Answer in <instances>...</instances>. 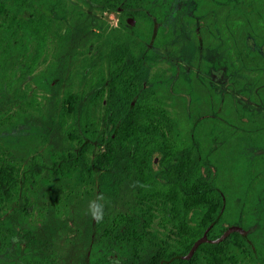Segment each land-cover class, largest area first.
<instances>
[{"label": "trees", "instance_id": "obj_1", "mask_svg": "<svg viewBox=\"0 0 264 264\" xmlns=\"http://www.w3.org/2000/svg\"><path fill=\"white\" fill-rule=\"evenodd\" d=\"M140 15L146 17L144 13L138 12L137 16ZM215 18L217 30L232 44L236 54L233 56L241 61V72L248 77L247 88L243 87V93L250 97L251 103L264 106V0H215ZM54 26L51 0H0V72L7 67L9 59L23 70H35L39 61L47 55ZM57 30H61V27ZM124 49L126 44L121 43L112 47L114 54L112 50L110 52V95L105 105V115L109 116L110 111L116 112L119 123L114 139L121 146L119 155L129 160L126 166H134L141 176L136 206L141 209L167 208L165 200H172L168 206L172 211L165 226L166 244L158 245L148 264H246L248 260L259 261L254 246L259 243L264 247V237L252 235L258 225L243 228L240 224H226L225 221L229 217L230 207L241 203L240 197L235 196L243 192L245 186L248 191L242 196L247 201H255L258 197L256 193H264V154L251 160L245 166V172L234 169L240 163V152L237 149L243 140L264 145V114L241 104L235 106L231 102L222 111L216 109L214 116L206 112L192 121L190 126L194 127L208 126L209 122L215 127L226 128L227 139L223 140V136H220L217 146L220 147L219 142L230 143L231 148H227V152L219 150L217 146L207 148L203 135H193L192 141L185 135L182 138L183 135L174 130L182 126L181 120L173 117L152 92H145L134 107L129 108L137 92L131 85H136L137 79L133 71L125 69L119 74V80H116L117 69L114 67L118 61L125 62L119 58L123 56ZM98 74L101 78L96 79L90 88H96L104 82L103 71L97 69L95 78ZM92 81L93 78L88 80L89 83ZM99 92L98 89L91 94L97 95ZM83 94H87L86 91L66 90L64 95L70 101V108L66 109L64 101L58 115L60 129L70 144H77V148L51 151L52 161L48 166L42 164L46 150L37 152L32 158V164L24 171L28 178L24 181V199L27 200L26 190L31 189L30 185L36 186L35 180L46 171L62 179L74 175L86 176L85 185L88 186L93 184L96 170L112 168L118 152L112 142L106 143L104 151L92 157L93 146L87 139L96 138L99 119L90 109L94 102L87 101L81 106V103L74 100ZM115 94L120 97L119 100ZM124 95L127 96L125 101ZM223 111L227 112L226 115ZM208 149L215 150V154L218 152V159L209 160ZM155 154L159 156L162 165L163 162L172 161L168 166L178 176L177 180L168 183V187L153 179L152 160ZM132 160L135 161L133 165ZM14 173L15 167L8 165L7 175ZM104 177H108L109 183L112 182L110 173ZM147 180L158 185L147 188ZM180 186L182 209L179 212L177 191ZM235 209L238 214L243 212H237V207ZM145 212L149 215L119 213L107 217L102 222L101 245L104 249L111 250L113 243L118 240L125 252L131 251L138 255L150 245L153 232L147 225L154 215L150 210ZM173 223L175 228L168 227L169 224L173 226ZM98 249L100 247L95 243L90 264H112L106 254L100 257ZM39 264L57 262L44 258Z\"/></svg>", "mask_w": 264, "mask_h": 264}, {"label": "flooded vegetation", "instance_id": "obj_2", "mask_svg": "<svg viewBox=\"0 0 264 264\" xmlns=\"http://www.w3.org/2000/svg\"><path fill=\"white\" fill-rule=\"evenodd\" d=\"M51 1L53 3L55 26L50 33L47 55L39 61L35 70L25 71L30 75L34 74L40 67L46 66L45 62L47 61L50 63V67L47 65L48 69L53 70L50 88L56 92V88L60 85H67L62 90L60 99L55 102V105H57L56 119H53L52 125L47 130L37 125L35 118L43 113V102L39 96L29 95L27 90H22L19 85L24 81L23 76H18L16 85H12L9 80L3 81L5 89L0 88V99L3 97L0 100V155L2 156L0 158V264H39L41 259L44 258L58 263L56 252L51 251L48 253L45 252L44 247H41L46 237L54 235V226H48V230L41 237L42 227H46V223L42 222L46 212H43L44 207H39L40 182L44 175L35 180L37 182L36 186L29 184L31 189L26 190V200L24 199V181L28 178L25 176L24 171L28 165L32 164L33 156L40 152L42 148L48 147L47 145L51 142L48 134L52 129L59 130L58 132L63 135V145L69 148L64 150L77 148V144H70L64 132L60 129L58 119L64 101H66V109L70 108V101L64 95L65 91L69 89L86 91L87 94L74 98V100L81 103V106L87 101L94 102L93 105H90V109L99 121L95 130L97 133L96 138L94 140L87 139L93 146L94 153L92 157L95 153L104 151L106 143L112 142L114 148L118 151L112 168L95 171L93 183L97 181L103 187L105 186L106 190L103 192L109 196H113V191L116 195H119L122 186L126 182L131 183L133 188L132 204L128 211L120 213H130L135 216L139 213L148 214L145 211L150 210L154 215L152 220L149 219L150 222L147 225L153 232L149 242L150 245L145 248L152 253L150 260L158 245L166 244L165 226L168 224L166 221L168 215L172 211L168 207L172 204V200L169 199L168 202L165 200V203L168 204L167 208L141 209L136 206L141 176L137 174L134 166L129 168L126 166L129 160L119 155L121 146L114 139L119 123L116 112L110 111L109 116L105 115V105L110 95V68L112 66L110 52L112 47L121 43L126 44L123 56L119 57L120 60L123 59L125 62L118 61L114 64L117 69L115 72L116 80H119V74L125 69L133 71V75L137 79L136 85H131V88L137 92L134 94L129 108H133L135 102L143 97L145 92H152L173 117L181 120L182 126L174 130L179 135L182 134V138L185 135L191 141L194 138L193 135H203L202 138L205 142L203 143L206 144L207 148L216 147L219 139H221L220 136H223L222 139L226 140L228 130L224 127L218 128L212 124L210 125L209 122L208 126H190L192 121L205 115L206 112L214 116L216 109L218 112L219 110L222 111L228 108L231 102L235 106L241 104L245 108H254L261 114H264V106L251 103L249 101L250 97L243 93V87L247 88L248 77L241 72V61L237 56H233L236 54L232 50V44L230 45L226 37L221 35L220 30H217L215 0H81L80 5L86 4L103 13L107 10L112 11L117 13L118 16L113 20V24L110 25L109 23H112V21L109 20L107 25L103 26V23L98 21L99 19H105L103 14L97 15V18L92 22L93 28L89 31V34L96 39V49H93L90 44V48L88 47L73 56L67 55L72 33L71 26L65 25V23L75 13L76 18L81 20L89 11L81 8L78 3L68 5L62 0ZM138 12L144 13L146 17L137 16ZM59 27H61V30H57ZM153 32L155 33L154 37H152ZM181 38H184L183 51L179 47ZM116 50L119 51L118 48ZM166 51H169V53H166ZM183 52L192 58L190 62L183 63L177 59V57H182ZM112 53L114 54V50H112ZM113 54L112 56H114ZM66 57L70 59L69 64L74 68L67 75H63L62 70L58 68L66 67ZM166 63H169V69L164 65ZM17 67L20 68L18 65ZM97 69L103 71L104 82L96 88H90L91 84L97 81L96 79L101 78L100 74L96 75L95 78ZM216 75L217 77H224V87L215 82ZM91 78H93V81L89 83L88 80ZM98 89L100 92L97 95L91 94ZM6 91L12 94L3 96L2 94ZM114 93H117V91H114ZM125 93L128 94L127 91ZM115 95L116 99L119 100L120 97L117 94ZM126 98L127 96L124 95L123 100L125 101ZM222 113L226 115L227 112L223 111ZM24 127H27L26 135L21 133L20 138L13 136L14 132L18 133ZM219 144L220 147L217 146L219 150L227 152L231 148V144L228 142H225V144L219 142ZM24 145H27V147L24 148ZM246 146L264 147V145L242 141L241 146L237 149L240 152L239 165L242 167L241 172H245V166L251 160L261 155H256L254 158L243 162L241 152ZM208 150L207 157L209 160L215 161L218 159V156H216L218 152L215 154V150ZM30 151L32 154L29 158H25ZM51 161L48 164L44 159L42 164L48 166ZM152 161L153 179L155 181L168 187L169 182L178 179V176L173 174V169L168 166L172 161L163 162L162 165L157 154H155ZM131 162L132 165L135 163L133 160ZM8 165L15 167V173L11 176L7 175ZM108 173H110L111 183H109L108 177H104ZM48 176L57 177L61 180L75 179L84 190L87 186L85 185L86 176L74 175L66 179L51 174ZM96 176H98V179ZM31 181L34 180L31 179ZM147 181L149 182L147 188L158 185L151 183L150 180ZM177 192L179 198L177 205L180 206L178 210L180 212L182 209L181 186ZM79 195L85 197L84 192H80ZM76 211L79 215V221L83 224L80 230L79 228L76 229V231H80L77 234L83 236L82 240L77 241L78 246L82 248L86 241L89 222L85 217L88 208L86 206L78 207ZM42 214L44 217L41 218ZM109 216H102L103 218L99 221L94 219L96 233L91 234L92 242L89 257L92 254L93 245L97 243L100 247L98 249L100 257L102 258L106 254L108 259L110 250H105L101 243L103 240L102 222ZM176 220L178 221V216ZM168 227L175 228L174 223L173 226L169 224ZM51 228L52 231H49ZM119 243L116 240L113 246H117V251L122 253L121 248L123 246ZM130 254L132 258L137 256L131 251ZM88 261L90 264V258Z\"/></svg>", "mask_w": 264, "mask_h": 264}, {"label": "rangeland", "instance_id": "obj_3", "mask_svg": "<svg viewBox=\"0 0 264 264\" xmlns=\"http://www.w3.org/2000/svg\"><path fill=\"white\" fill-rule=\"evenodd\" d=\"M62 1L68 5H74L75 3H78L81 8L87 9L89 11L81 20L76 18L77 16H75V13L73 17L70 18V20H67L65 23V25L71 26L72 33L67 55L73 56L78 52L80 53L84 49L88 47L90 48V44L92 45L93 49H96V39L89 34V31L93 28V20L97 18V15L103 14L105 19H99L98 21L103 23V26H106L107 22L110 20L112 21V23H109L111 25L114 22L113 20L117 18L118 14L108 10L103 13L86 4L80 5L81 0ZM73 18L74 20L72 21ZM183 43L184 38H181L179 41V47L182 51L184 49ZM166 53H169V51H166ZM177 59L183 63L190 62L192 60V58L188 57L185 52L182 53L181 58L177 57ZM69 60L70 59L66 57V67L58 68L62 70L63 75H67L74 68L72 65L70 66ZM45 64L46 66L40 67L39 70L30 75L25 70L18 68L17 64L15 65L12 60L9 59L7 67H5L2 72H0V88L5 89V85L2 83L3 81L9 80L12 85H16V79L18 76H23L24 81L19 85L22 87V90H27L29 95L39 96L43 102V113L37 115L35 120L40 128L47 130L48 127L52 125L53 119H56L57 105H55V102L60 99L62 90L67 87V85H60L56 88V92L55 90H52L50 88V83L53 77V70L48 69L47 65L50 67L49 62L46 61ZM164 65H166L167 69L170 68L169 63ZM223 79L224 77H217L215 82H217L219 86L224 87ZM69 83H71V81H69ZM10 94L12 93L6 91L2 95L10 96ZM2 99L3 97L0 100ZM26 131L27 127H24V129H21L18 133L14 132L13 136L20 138L21 133H24V135L27 134ZM58 131L59 130L52 129V131L49 132L48 135L51 138V142L49 145H47V148L44 147L41 149V151L44 152L46 148L45 160L48 162V164L51 161V151L56 152L69 149L68 146L63 145V135H61ZM25 147H27V145H24V148ZM262 153H264V147L246 146L241 152V158H243V162H246L249 159L254 158L256 155ZM31 154L32 152L30 151L25 158H29ZM234 169L235 171H238L239 169L241 170L242 167L239 165L235 166ZM43 175V179L40 182L41 190L39 194V207H44L43 212H46L45 218L42 221L43 223H46V227H42L41 237H43V233L48 230L47 228L52 226H54V235L46 237L41 247H44L45 252H56L55 255L58 260L57 264H89L88 260L91 253L89 250H91L90 244L92 242L91 234L94 232L96 233L94 226L95 220L87 211L85 217H87L86 219L89 222L87 227L86 241L84 246L80 248L77 241L82 240L83 236L77 234V232L80 231H76V229L79 228L80 230L83 224L79 221V215L76 211V208L86 206L89 209L90 201L96 200L97 197H103V217L108 215L112 216L120 212H126L133 201L132 184L126 182L125 185L122 186L119 195H116L113 191V196H109L103 192L106 190L105 186L103 187L101 183L97 181L86 186V189L84 190L78 185V182L75 179L61 180L57 177L48 176L49 173L47 171ZM96 178L98 179V176H96ZM246 191H248V188L245 186L244 191L235 196L240 197L241 203H235V205L230 207L229 217L225 223H237L243 226V228L257 224L258 229L255 234L252 233V235L256 236L259 234L260 236L264 237V193H256L255 195L258 197L255 201H247L246 198L242 196ZM80 192H84L85 197L79 195ZM236 207L239 209H237V212H240L241 210L243 211L240 213L241 215L236 213ZM42 217H44L43 214L41 215V218ZM49 231H52V228ZM262 245L263 244L257 243L254 246L255 250L257 251L256 256L260 257V260H248L246 264H264V247H262ZM151 254V251L149 252L144 248L136 257L132 258L130 252H125V249L123 248L122 253H119V251H117V246H115L108 253V259L112 264H147Z\"/></svg>", "mask_w": 264, "mask_h": 264}, {"label": "clouds", "instance_id": "obj_4", "mask_svg": "<svg viewBox=\"0 0 264 264\" xmlns=\"http://www.w3.org/2000/svg\"><path fill=\"white\" fill-rule=\"evenodd\" d=\"M103 197H97L96 200L89 202V209L88 212L91 215V217L97 221L102 219V209H103Z\"/></svg>", "mask_w": 264, "mask_h": 264}]
</instances>
